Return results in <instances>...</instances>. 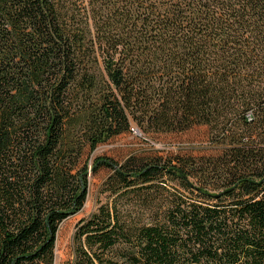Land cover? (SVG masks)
<instances>
[{"label":"trees","instance_id":"16d2710c","mask_svg":"<svg viewBox=\"0 0 264 264\" xmlns=\"http://www.w3.org/2000/svg\"><path fill=\"white\" fill-rule=\"evenodd\" d=\"M101 171L67 264H264V0H0V264H56Z\"/></svg>","mask_w":264,"mask_h":264},{"label":"rangeland","instance_id":"374dc122","mask_svg":"<svg viewBox=\"0 0 264 264\" xmlns=\"http://www.w3.org/2000/svg\"><path fill=\"white\" fill-rule=\"evenodd\" d=\"M201 133L198 130H192L182 134H165L159 138L144 139L136 133H126L101 145L97 149L99 154H110L119 158L125 157L132 151H137L148 144L164 151L178 150L191 142L198 144ZM106 171H101L91 177L90 194L88 200L77 215L68 219L61 227L56 249V264H67L66 261L71 256L73 236L75 225L82 217L91 215L98 207L99 201L104 200V195H100V186Z\"/></svg>","mask_w":264,"mask_h":264}]
</instances>
